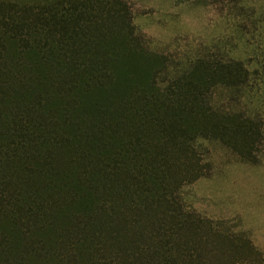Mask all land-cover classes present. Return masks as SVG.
Here are the masks:
<instances>
[{
	"label": "trees",
	"instance_id": "16d2710c",
	"mask_svg": "<svg viewBox=\"0 0 264 264\" xmlns=\"http://www.w3.org/2000/svg\"><path fill=\"white\" fill-rule=\"evenodd\" d=\"M259 65L203 48L160 82L124 0H0V264H264L177 196L199 139L258 162Z\"/></svg>",
	"mask_w": 264,
	"mask_h": 264
},
{
	"label": "rangeland",
	"instance_id": "374dc122",
	"mask_svg": "<svg viewBox=\"0 0 264 264\" xmlns=\"http://www.w3.org/2000/svg\"><path fill=\"white\" fill-rule=\"evenodd\" d=\"M124 1L144 46L167 58L168 70L159 75L160 82L172 78L173 69H181L203 48L224 60L243 61L252 74L264 61V0ZM262 79L255 80L257 86L250 92L254 99L245 106L264 113ZM196 148L206 164L205 175L178 190L183 207L228 231L243 233L264 258V128L255 164L239 161L213 139H199Z\"/></svg>",
	"mask_w": 264,
	"mask_h": 264
}]
</instances>
